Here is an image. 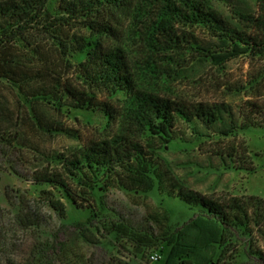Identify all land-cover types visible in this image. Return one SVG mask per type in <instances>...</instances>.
<instances>
[{
  "label": "trees",
  "instance_id": "obj_1",
  "mask_svg": "<svg viewBox=\"0 0 264 264\" xmlns=\"http://www.w3.org/2000/svg\"><path fill=\"white\" fill-rule=\"evenodd\" d=\"M228 1L56 0L54 15H50L46 12L48 0H0L1 81L23 93L30 90V96L69 99L79 103L77 107L94 105L70 83L63 82L54 69L44 68L51 64L49 60L40 59L43 67L31 64L30 68L15 59V50L23 43L39 47L33 35L36 30L48 45L55 47L60 61L74 50L83 55L74 67L84 80L110 95L124 93L118 103L100 109L109 127L104 138L63 158L60 174H41L35 178L38 197L62 217L65 207L61 197L70 199L75 206L81 204L76 198L83 201L89 213L86 222L75 224L76 229L82 231L85 224L104 213L101 194L112 186L140 193L156 187L160 193L173 195L174 189L170 192L164 189L165 185L163 188L153 153L178 141L174 129L178 121L203 124L223 137L264 126L263 65L248 81L250 88L255 89L254 100L234 106L223 101L188 104L136 83V73H154L155 59L162 56L165 63L169 61L178 68L185 61L222 66L243 56L264 59V0H253L254 11L232 5L229 18L219 8ZM123 25L133 32L141 48L146 64L141 71L132 70L119 47L87 41L72 48L68 33L74 28L80 26L106 38L115 35L117 27ZM183 28H201L210 41L198 40ZM34 69L36 73L42 70L44 77L53 81L38 88L31 85ZM34 119L40 125V120ZM72 184L78 194L70 189ZM46 185L50 188L46 189ZM176 195L189 207L198 209L186 225L200 234L202 244L187 243L177 232L155 234L141 229L138 232L144 233L134 232L120 220L110 222L107 232L115 233L117 239L127 234L138 247H154L165 241L170 246L165 264L176 261L178 264H249L251 261L264 264V199L234 196L216 202L196 192L180 191Z\"/></svg>",
  "mask_w": 264,
  "mask_h": 264
},
{
  "label": "rangeland",
  "instance_id": "obj_2",
  "mask_svg": "<svg viewBox=\"0 0 264 264\" xmlns=\"http://www.w3.org/2000/svg\"><path fill=\"white\" fill-rule=\"evenodd\" d=\"M234 4L249 11L256 9L253 0H229L219 6L220 11L229 18ZM55 5L56 0H48L46 12L54 15ZM183 30L198 40L210 41L201 28ZM68 34L73 49L87 41L108 44L122 49L132 70L141 71L146 66L137 38L126 25L118 26L115 35L106 38L80 26ZM33 35L39 47L23 43L15 50V59L29 67H43L40 59L49 60L51 64L44 68L54 69L63 82L70 83L94 105L77 107L80 104L69 99L30 96V90L23 93L0 80V264H165L170 249L165 241L154 247L135 246L127 234L117 239L115 233H108L110 222H125L134 232H177L187 243L200 245L204 241L200 234L186 225L198 209L176 197L178 192H196L216 202L234 196L264 199V126L223 137L203 124L178 121L174 127L178 141L153 153L163 188L165 185L170 192L174 189L173 195L160 193L156 187L140 193L112 186L101 194L104 213L85 224L82 231L76 229L75 224L86 222L89 213L83 201L76 198L81 204L75 206L61 197L65 207L62 217L38 197L35 178L60 174L63 158L104 138L109 127L100 109L115 105L124 93L110 95L96 88L75 70L74 65L83 55L74 50L60 61L55 47L48 45L42 34L35 30ZM165 60L163 56L155 59L154 73H136V83L188 104L223 101L234 106L254 100L255 89L248 81L264 66V59L244 56L222 66L185 61L178 68ZM37 71L41 73L33 70L31 85L38 88L53 81L46 79L42 70ZM69 187L79 193L75 185ZM154 254L156 259L151 258Z\"/></svg>",
  "mask_w": 264,
  "mask_h": 264
},
{
  "label": "built area",
  "instance_id": "obj_3",
  "mask_svg": "<svg viewBox=\"0 0 264 264\" xmlns=\"http://www.w3.org/2000/svg\"><path fill=\"white\" fill-rule=\"evenodd\" d=\"M151 258H152V259H156V258H157V255L154 254V255L151 256Z\"/></svg>",
  "mask_w": 264,
  "mask_h": 264
}]
</instances>
